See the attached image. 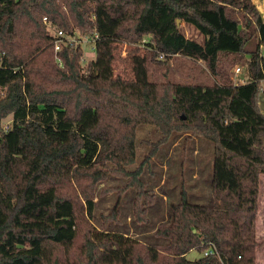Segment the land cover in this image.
<instances>
[{
  "label": "trees",
  "instance_id": "trees-1",
  "mask_svg": "<svg viewBox=\"0 0 264 264\" xmlns=\"http://www.w3.org/2000/svg\"><path fill=\"white\" fill-rule=\"evenodd\" d=\"M45 18L67 36L95 40L87 70L80 44L55 51ZM178 20L203 41L187 38ZM146 36L150 51L131 57L133 78L116 76L115 44ZM261 47L264 18L253 0H0V264H147L135 238L93 224L96 189L109 175L129 179L138 220L145 216L141 175L160 142L128 170L142 125L164 141L189 132L214 147L213 205L191 203L183 188L156 231L172 264H257ZM176 56L204 62L213 83L151 79L153 64L168 69ZM236 62L247 66L245 84L230 79L226 64ZM211 244L218 255L187 258Z\"/></svg>",
  "mask_w": 264,
  "mask_h": 264
},
{
  "label": "rangeland",
  "instance_id": "rangeland-1",
  "mask_svg": "<svg viewBox=\"0 0 264 264\" xmlns=\"http://www.w3.org/2000/svg\"><path fill=\"white\" fill-rule=\"evenodd\" d=\"M253 4L262 14L263 0H253ZM238 20L244 21L246 12L237 10ZM180 29L183 34L198 42L203 37L190 25L181 22ZM76 44H80L84 51L82 66L87 70L88 63L95 59V43L88 42L86 36L76 32ZM149 37L139 41L120 39L115 44V75L125 79L133 78L131 57L134 54L145 55L150 51L147 44ZM168 69L164 66L152 65L150 77L157 82L167 79L172 82L212 84L213 77L204 62L190 60L176 56L169 62ZM241 67V72L236 75L235 69ZM230 79L234 85L248 81L247 66L244 62L226 64ZM168 70L167 77L163 74ZM260 107L264 111V83L260 95ZM10 118L4 121V125ZM160 142L156 155L143 166L141 179L144 181L149 197L141 199V206L145 209L143 220L139 221L135 213L134 202L137 190L125 188L129 179L109 175L96 189V207L94 211V226L101 230L122 233L138 241L136 254L143 257L147 264H172L170 245L167 239L156 235L161 223L171 220L172 207L181 201L183 188L189 195L193 204L211 206L214 203L210 183L213 163L214 147L210 142L197 137L193 133H175L164 141L163 134L153 125H142L136 131V162L128 167L133 171L147 157L152 148ZM119 202V203H118ZM116 209V218H110L111 212ZM105 220V221H104ZM106 222V223H105ZM256 233L259 248L256 252L257 264H264V176L261 178L259 210L256 222ZM203 252V251H202ZM193 250L188 254L189 260H196L203 253Z\"/></svg>",
  "mask_w": 264,
  "mask_h": 264
},
{
  "label": "built area",
  "instance_id": "built-area-1",
  "mask_svg": "<svg viewBox=\"0 0 264 264\" xmlns=\"http://www.w3.org/2000/svg\"><path fill=\"white\" fill-rule=\"evenodd\" d=\"M44 21L47 24L48 32L50 33V35L53 38V45H54V48H55V51L56 52L61 51V49L63 48V46H66L68 44H71L73 42L74 43L76 42L74 40V37L75 36H67L64 32H62L60 30H57L52 24L48 23L47 18H45ZM97 38H98V36L96 35L95 36V39H97ZM88 42L95 43V40H91V41H88ZM261 48H262V56L264 58V47H261ZM93 49H95V47ZM240 72H241V67H237L235 69L236 75H239ZM241 84H245V82H242ZM212 255H218V251H217V248H216L215 244L209 245L203 251V255L202 256L207 257V256H212Z\"/></svg>",
  "mask_w": 264,
  "mask_h": 264
},
{
  "label": "water",
  "instance_id": "water-1",
  "mask_svg": "<svg viewBox=\"0 0 264 264\" xmlns=\"http://www.w3.org/2000/svg\"><path fill=\"white\" fill-rule=\"evenodd\" d=\"M263 15H264V0H263ZM177 24H178V27H180L181 20H178V21H177Z\"/></svg>",
  "mask_w": 264,
  "mask_h": 264
},
{
  "label": "crops",
  "instance_id": "crops-1",
  "mask_svg": "<svg viewBox=\"0 0 264 264\" xmlns=\"http://www.w3.org/2000/svg\"><path fill=\"white\" fill-rule=\"evenodd\" d=\"M263 111V110H262ZM264 112V111H263ZM189 254V253H188ZM187 257H188V255H187ZM201 257V256H200Z\"/></svg>",
  "mask_w": 264,
  "mask_h": 264
}]
</instances>
